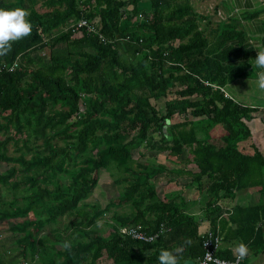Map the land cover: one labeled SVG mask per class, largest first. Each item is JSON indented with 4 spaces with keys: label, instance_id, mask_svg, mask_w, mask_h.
<instances>
[{
    "label": "trees",
    "instance_id": "1",
    "mask_svg": "<svg viewBox=\"0 0 264 264\" xmlns=\"http://www.w3.org/2000/svg\"><path fill=\"white\" fill-rule=\"evenodd\" d=\"M192 5L191 0H0V8L27 10L33 25L30 36L0 57V163L8 166L0 173V223L24 219L8 227L18 251L10 262L5 261L10 253L0 254V264L28 254L43 259L46 250L61 259L52 260V254L43 264H95L103 254L112 264H158L161 249L178 246L184 247L181 264L194 262L203 252L204 221L221 238L219 257L231 260L241 241L253 256L264 254V154L253 144L241 145L251 137L246 123L258 110L220 90L250 76L249 66L233 64L250 52L243 45L247 35L231 20L210 27L208 15ZM83 18L99 22L104 41L71 32ZM59 44L67 47L65 57L39 55ZM161 98L164 112L151 102ZM175 118L181 121L171 123ZM143 144L149 153H166L167 161H134L133 151ZM184 149L196 171L171 167L181 164ZM111 164L123 173L114 181L122 191L103 209L85 203L100 169ZM182 174L189 181L181 183ZM160 175H169L167 182L180 192L192 186L202 192V216L186 211L180 192L161 198L155 184ZM2 188L13 195L11 202ZM249 189L258 192V202L221 207ZM126 207L130 213H118ZM111 209H117L112 230L102 237L97 222ZM62 217L69 221L59 229ZM161 224L169 230L151 244L119 234L125 226L154 232ZM47 225L53 230L41 237ZM64 241L69 250L61 247Z\"/></svg>",
    "mask_w": 264,
    "mask_h": 264
},
{
    "label": "rangeland",
    "instance_id": "2",
    "mask_svg": "<svg viewBox=\"0 0 264 264\" xmlns=\"http://www.w3.org/2000/svg\"><path fill=\"white\" fill-rule=\"evenodd\" d=\"M191 2L193 4L192 6L195 8L196 11L202 13L203 15H208V17L210 18V25H209L210 27H215L216 24L223 22V13L221 11L217 10L215 3H214L215 0H213L212 2H211V0H191ZM215 8H216V10L214 12ZM37 9L40 12H43L46 10V9L44 10L42 8H39L38 6H37ZM204 25H205L204 22L200 23L201 29L205 28ZM66 54H67V47L65 44H59L54 49H52L51 46H47L46 48L39 51V55L43 56V58H45L46 60H48V58H50L53 55H58L59 57H65ZM248 77L254 78L255 75L253 73V75L251 74ZM240 84H243V86H245L244 88H246L243 91L244 93L238 92V90L241 89V86H239L238 88H235L234 86H233V88H231V87L229 88L227 86L228 88L226 87L225 90L228 91L231 96L235 92H238L237 93L238 97H237V95H235V96H236V100L239 103H248V100L251 99L252 100L251 103L253 105L255 103H258L259 106H263L262 104H264V93H261L260 91H258L255 82L251 83L248 81V82H241ZM251 86H253V88H251ZM258 96H260V97L258 98ZM261 98H262V100L260 101ZM168 99L169 98H167V100ZM165 100L166 99L161 98L158 100H151V102L155 106V108L157 110H159V112H164ZM243 106H246V105L243 104ZM180 121H181L180 119L175 118L171 121V123H177ZM261 122L264 124V120H261ZM246 125L250 129L251 122L250 123L247 122ZM250 130L253 131L252 129H250ZM263 135H264V133H263ZM154 137H155V139H158V137L156 135ZM254 140L257 143V145L260 147V149H262V146H263L262 143L263 142L258 143V136H255ZM210 142L214 143L217 146H219L221 144L219 139H216V140L212 139V140H210ZM252 143H254V142H253L252 135H251V137L248 138L241 145H244L245 148L248 147L247 149H249L250 145ZM58 144H62V143L58 142ZM253 145L255 146V144H253ZM13 148L14 147L12 146V144H8L7 149H8L9 155H14ZM154 152L155 153L147 152L145 150L144 144H143L138 149H135L133 151L132 157H133L134 161H136V162L139 161L140 163H143V164H157V165H159V163H163V162L167 161V159L165 158L166 153H156V151H154ZM27 157H30V154H27ZM187 157H190V154L187 152V149H184L183 156L179 160L181 162V164L171 163L169 161L172 164L171 167H174V168L184 167V169H186V170L196 171L195 166L191 163H188L185 160ZM7 169H8V166L6 164L0 163V173H3ZM122 174L123 173L113 164H111V166H109L107 168V170L100 169V171L98 173V175H99L98 185L94 189V191L92 192V194L90 195L88 200H86L85 203L95 205V206L99 207L100 209H103L104 207H106L108 202L111 201L112 199L116 198L120 194V192L122 191L121 186L116 185L114 182L115 179L120 177ZM168 176L169 175H160L155 180V184H156L157 190H158V195L161 198L164 197L165 195L169 194V193H172V192H175V193L180 192V186L167 182ZM179 178L181 179V183L189 181V177L187 175H184V174H182ZM68 182H69L68 179H61L62 184H67ZM194 187L195 186H192L191 188H188V189H184L180 192V194H181V197L183 198V200L186 202V205L188 207V208H186L187 209L186 211L191 213V214H194L195 216L201 217L203 214L202 213L203 193L201 192V194H199V192ZM4 190L5 189L2 188L1 192L5 194V199L8 202H11L13 195L8 191L4 192ZM19 192H17V195L20 194ZM259 199L260 198H259L258 192L255 189H249V190L243 191L239 194H236V197L234 200H228V199L223 200L221 202L222 203L221 205L223 206V208H229V207L231 208L234 204H240V205L245 206L248 204H254V203L258 202ZM114 210H117V209H114ZM114 210L111 209L108 213H106L97 222V230L99 231V234L102 237H108L111 233L112 229L109 227V225L112 224V221L110 220V217L114 213ZM117 211H118V213H121V214L130 213V208L126 207V208H122V210H120V211L119 210H117ZM23 220L24 219H22V218L21 219L18 218L15 220H10L8 222H1L0 223V254L3 256V253H5L7 255L10 253V258H8V259L4 258L6 262H10L12 259H14L13 255H15V253L18 251L17 244L15 242L16 235H14V233H11L8 230V227H10L13 223H19V222L21 223ZM68 221H69V218L62 217V218L58 219L56 227L60 229L65 224H67ZM200 227L201 228L199 231L202 232L203 230H205L208 227V222L204 221L203 223H201ZM51 230H53V227L47 225L43 229V231L41 233V237L47 236L48 232H50ZM52 254L53 253H50L48 250H46V252L44 253L43 259L39 258L38 256H35V255L32 256V255L28 254L27 259H23V260L16 259L13 261V264H23L24 262H28V264H43L45 261L48 260V258ZM51 259L54 261H58L61 258L57 259V257L54 256V254H53V257H51ZM246 259H248V264H264V254L258 255V256H253L249 252V255L247 256ZM95 264H112V262H111V259H109L106 256V254H103L102 257L100 259H98Z\"/></svg>",
    "mask_w": 264,
    "mask_h": 264
},
{
    "label": "crops",
    "instance_id": "3",
    "mask_svg": "<svg viewBox=\"0 0 264 264\" xmlns=\"http://www.w3.org/2000/svg\"><path fill=\"white\" fill-rule=\"evenodd\" d=\"M213 0H211L212 2ZM215 6L217 10L221 11L223 13V22H227L228 20L234 21V23H239V27L245 31V34L247 35V38L244 40L243 45H249L250 46V52L247 57H241L240 60L237 62H233V64L241 63L244 65H247L250 67V75L254 73L255 77H245L242 79H238L234 81L231 85L235 88H238L241 86V89L238 90L240 93H244L243 91L246 89L244 88L243 84H240L241 82H255L256 80V69L254 67L253 60L255 59L257 53L256 51L260 47H264V0H215ZM235 42H233V45ZM228 87L230 88V86ZM253 85V84H252ZM227 87V88H228ZM253 88V86H251ZM226 91V90H225ZM242 91V92H241ZM227 94L230 97H233L235 102L238 104L250 106L253 109H257V112L252 113L253 119L250 121V130L253 142L252 144H255V147L260 149V147L257 145V143L254 140L255 136H258V143H262V149H260L264 154V124L261 122V120H264V104L263 106H259L258 103H255L254 105L251 103V99L248 100V103H239L236 100V96L238 97V92H235L232 96L228 91H226ZM260 96H258L259 98ZM262 98L260 99V101ZM249 122V123H250ZM239 194V193H238ZM201 227H199L200 230ZM200 233V231H199Z\"/></svg>",
    "mask_w": 264,
    "mask_h": 264
},
{
    "label": "clouds",
    "instance_id": "4",
    "mask_svg": "<svg viewBox=\"0 0 264 264\" xmlns=\"http://www.w3.org/2000/svg\"><path fill=\"white\" fill-rule=\"evenodd\" d=\"M29 15V12L22 7L0 8V57L7 56L12 51L14 43L31 35L33 25L28 19ZM256 53L257 55L253 60L256 69L255 84L258 91L264 93V47H260ZM229 86L233 88L231 85ZM61 247L69 250L71 244L69 241H64ZM183 251V246L171 250L161 249L158 264H181ZM233 255L236 264H240L249 255V247L241 241L233 247ZM209 261L211 264H228L227 261L215 259L211 253H206L201 264H209Z\"/></svg>",
    "mask_w": 264,
    "mask_h": 264
},
{
    "label": "built area",
    "instance_id": "5",
    "mask_svg": "<svg viewBox=\"0 0 264 264\" xmlns=\"http://www.w3.org/2000/svg\"><path fill=\"white\" fill-rule=\"evenodd\" d=\"M70 29L73 34H79L81 31H84L87 34H95L99 39L104 41V38L99 33L100 25L97 20L91 21L83 18L80 19L76 24H73ZM76 29H79L78 32L76 31ZM4 66L5 65H3V68ZM15 67L16 63L12 64L9 67V71L14 69ZM220 90L224 92L225 97L231 98L225 91H223V89ZM221 207L223 208V206ZM223 209L227 210L226 208ZM168 230L169 229L163 224L159 225V227L154 232H146L142 225H132L119 228V234L122 237L128 238L133 241L151 244L154 243L159 238V236L163 235ZM200 235L202 236L203 252L202 255L193 262V264H201V262L205 258L206 253H211L215 259L227 261L228 264H236V259L233 255V252V257L231 260H227L218 256V253L221 250V238L217 233L213 234L209 228H206L205 230L200 232ZM23 264H28V262H24ZM209 264H211V261H209Z\"/></svg>",
    "mask_w": 264,
    "mask_h": 264
},
{
    "label": "water",
    "instance_id": "6",
    "mask_svg": "<svg viewBox=\"0 0 264 264\" xmlns=\"http://www.w3.org/2000/svg\"><path fill=\"white\" fill-rule=\"evenodd\" d=\"M183 264H193V261H191V260H186V261H184Z\"/></svg>",
    "mask_w": 264,
    "mask_h": 264
}]
</instances>
